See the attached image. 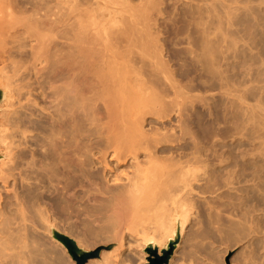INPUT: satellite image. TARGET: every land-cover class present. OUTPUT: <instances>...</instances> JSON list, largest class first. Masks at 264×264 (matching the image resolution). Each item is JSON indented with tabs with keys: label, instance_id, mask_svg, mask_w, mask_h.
Returning <instances> with one entry per match:
<instances>
[{
	"label": "bare ground",
	"instance_id": "bare-ground-1",
	"mask_svg": "<svg viewBox=\"0 0 264 264\" xmlns=\"http://www.w3.org/2000/svg\"><path fill=\"white\" fill-rule=\"evenodd\" d=\"M263 180L264 0H0V264H186Z\"/></svg>",
	"mask_w": 264,
	"mask_h": 264
},
{
	"label": "rangeland",
	"instance_id": "rangeland-1",
	"mask_svg": "<svg viewBox=\"0 0 264 264\" xmlns=\"http://www.w3.org/2000/svg\"><path fill=\"white\" fill-rule=\"evenodd\" d=\"M194 102H195V101H194ZM196 102H197V101H196ZM196 102H195V103H196ZM197 103H198V102H197ZM198 104H201V103L199 102ZM188 105H189V104H188ZM188 105H187V107H186V108H188V109H186V111H184V113H186V112L189 113V110L192 111L191 108L193 109V106H192L191 108H190V106L193 105V104H190L189 106H188ZM201 106H202V105L199 106V105L194 104V108H195L196 110H200V109H201L200 111L206 112L205 110H203V109L201 108ZM199 107H200V108H199ZM220 125H221V124H220ZM221 126H222V125H221ZM217 127H218V126H217ZM263 181H264V180H263ZM196 204H197V203H196ZM196 204H195V205H196ZM198 204H199V203H198ZM198 204H197V205H198ZM251 204H252V203H251ZM253 204H254V203H253ZM253 204H252V205H253ZM254 205H255V207H256V204H254ZM250 206H251V205H250ZM258 206H259V205H257V207H258ZM200 207L202 208V205H200V206H198V207L192 209V216L190 217V222H192L193 220H195L194 222L197 224V223H200V222H201L200 220L204 221L205 218H209V217H210L211 214L209 213V215H207V214H205V213H207V212H205V211H204L205 213H204V212H201V210L203 211L204 209H203V208L200 209ZM255 207H254V208H255ZM261 207H262V206H260L259 208L261 209ZM198 208H199V209H198ZM197 209H198V210H197ZM260 209L258 210V208H257V211L255 210V211L258 212V213H256V212L254 211V214H253V215H254V216H253L254 218L251 219V215H252L251 213H250L251 215H247V216H246L247 219H248V217L250 216V217H249V221H248L247 219L244 218L245 221H246V220L248 221L249 225H251L252 222H254V223H253L254 226L251 225V227H254V228H252L251 231H250V228H251V227H247V226H248V223H247V226H246L247 228H246V227H245V228H246L247 230H248V228H249V230H248V231L245 230V231H246L245 233L250 232V233H248V234H250V235H248V234H244L243 236L245 237V240H244V237H243L242 235H240V236L243 237V238H241V239L244 240V242H243V240L239 239V240L242 242L241 244H240V241H238L237 238H234V237H236V236H238V235H234V236H232L233 239H235V240L237 241V243H236V241H235V244H234V240L232 239L233 242L230 243V246H229V243H228V242H230V241L228 240V242L226 243V241H227V240H226V237H227V236L225 235V236L223 237V234H225V233L222 234V232H223L222 230H221L222 232H220L222 235H220L219 232H217L216 235H213V234L216 232V231H214V229L218 226V225H217L218 222H216V220H215L216 216H214V219H213V220L215 221V223H217L216 225H213V224H215L214 221L212 220L213 223L210 222L211 220H210V218H209V222H210V224H212V225H210L209 222H208V224L210 225V227H213V228L215 227L214 229H213V228L211 229V230L214 231L213 234H212V231L210 230V231H211V233H210L211 236H209V232H210V231H208L209 228H210V227H208V224H207L208 219H206V221H204L205 223H204V222H203V223L201 222V223H200L201 226H200V225H199V226H198V225H195V226H198V227H199L198 231L196 230V227H193V226H194V224H193L192 227H193V229L195 228V230H196L197 233H201V232L203 233L202 229H203L204 227L207 229V230L205 229L206 231H204V235H205V234H206V235H205V237H204V235H203V237H204V239H205L206 236H207V234H208V236H209L210 238L207 237V238H206L207 241H206V239H205V241H203L204 239H203V237L201 236L202 234H201V235L199 234V235L201 236V238L203 239V240H201L203 243L200 241L201 238H200L199 235H198L199 237L197 238V240L199 241V244H201V245L203 244V245H204V247H203L204 249H205L206 246L208 247L209 244H211V245L209 246V249L206 247L207 250H210V248H211V250H212V246H213V248H214V247L217 248V251H218V252L216 251V249H214V250L217 252V255H215V256L212 255L211 258L213 259V262H214V260L217 258L216 256H218V259H216V260H218V261H215V262H217V263H212V260H210L211 258H209V260H208L207 258L209 257V255L211 256V254H213L215 251L212 250L213 253H210V254H209L210 251H209V252H206V250L203 251L204 249H203L199 244H198L199 246L197 245L198 241H197V243H196V240H195V239H194V240H195L194 244L196 243L195 245H193V241H191V242H192V245L194 246V247H193V246L190 244V240H189V239H191V237H189V236L186 237V239L189 238L186 242H188V243L190 244V246H191L192 248H194V249L196 248L195 246H197L198 248L200 247L199 249L202 248V249H201L202 252H201L198 248H196L195 250H196V251L199 250V251H197V252L195 251L196 254H194V253H195L194 250L191 249L190 246L187 245L188 243H185L186 245L184 244L183 248H184V247L187 248V249L189 248V249L191 250V251L189 252V253H191L190 255H192V253H193V255H192L191 257L188 255V256L190 257V258H189V257L187 258V259H189V261H190V262H189V261H186L187 259L185 258V256H187V255L184 253V254H185L184 258H185L186 260L182 257L181 261L184 260V262H186V264H192L194 261H195V263H197L196 261H198V263L201 262V264H202V262H203V264H264V214H263V213H264V212H263L264 209L262 210V212L260 211ZM196 210H197V211H196ZM195 211H196V212H195ZM259 211H260V212H259ZM197 212H199V213H198L199 216L197 215ZM259 213H260V214H259ZM261 213H262V215H261ZM203 214L206 215V216H208V217H204ZM215 214H216V213H215ZM256 214L259 215V216H257ZM195 215H196V217H194ZM200 215H201V216H200ZM202 215H203V216H202ZM212 215H213V214H212ZM260 215H261V216H260ZM197 216H198V217H197ZM217 216H218V215H217ZM193 217H194V218H193ZM199 217H202V218H204V219L199 218ZM221 217H222V216H221ZM211 218H213V217H211ZM217 218H218V217H217ZM219 218H220V217H219ZM222 218H223V217H222ZM256 218H257V219H256ZM192 219H193V220H192ZM198 219H199V222L196 221V220H198ZM220 219H221V218H220ZM254 219H256V220H254ZM191 220H192V221H191ZM217 220H218V219H217ZM251 220H252V221H251ZM194 222H192V223H194ZM202 224H203V225H207V227H206V226H203ZM59 225H60V224H59ZM62 225H63V224H61V226H62ZM190 225H191V223H190ZM219 225H220V224H219ZM198 227H197V228H198ZM200 227H203V228L201 229ZM218 228L223 229V228L220 227V226H219ZM200 229H201V232H200ZM216 229H217V228H216ZM216 229H215V230H216ZM220 229H219V230H220ZM253 229H255V231H252ZM217 231H218V230H217ZM206 232H208V233H206ZM253 232H254V233H253ZM251 233H252V234H251ZM246 235H247V236H246ZM212 236H213V238H212ZM215 236H219V237H215ZM240 236H238V237H240ZM248 236H249V239L251 238L250 240L248 239ZM221 237H222V238H221ZM246 237H247V238H246ZM199 238H200V239H199ZM215 238H216V239H215ZM223 238H224V239H223ZM186 239H185V240H186ZM212 239H214V240H212ZM217 239H220L221 241H220V240L218 241ZM246 239H248L250 242H249L248 240H246ZM254 239H255V240H254ZM192 240H193V239H192ZM209 240H210V241H209ZM224 240H225V241H224ZM214 241H215V242H214ZM222 241H223V243L225 242L223 245H222ZM200 242H201V243H200ZM206 242H207V243H206ZM217 242H218V243H217ZM219 242H221V243H219ZM245 242H246V244H244ZM216 243H217V244H216ZM247 243H248V244H247ZM249 243H251V244H249ZM206 244H207V245H206ZM220 244H221V245H220ZM225 244H226V245H225ZM231 244L234 245V246H232ZM243 244H244V245H243ZM102 245H103V246H102ZM102 245H99L98 247H96V248H94V249H92V250L100 249V252L103 251V250H107V247H108L109 245H107V244H102ZM218 245H219L220 248L217 247ZM224 245H225V246H224ZM227 245H228V246H227ZM242 245H243V246H242ZM245 245H246V249H245V248L242 249L243 247H245ZM247 246H250V247H247ZM225 247H227V248H225ZM232 247H233V248H232ZM240 247H242L241 250H242L243 252H242L241 250H239ZM248 248H249V249H248ZM135 249H136V248H134V250H135ZM187 249H185V250L183 249L184 252H186V251L189 250V249H188V250H187ZM219 249H220V250H219ZM235 249H236V250H235ZM92 250H85V251H92ZM137 250L140 251L142 254H143V253H144V254L146 253L144 248L137 247ZM223 250H225V251H224L225 253L223 252ZM247 250H248V251H247ZM192 251H193V252H192ZM212 251H211V252H212ZM216 252H215L214 254H216ZM221 252H222V254H221ZM186 253H187V252H186ZM199 253H200L201 255H200ZM203 253L205 254V256H203ZM207 253H208L209 255H208ZM236 253H238V254L240 253L238 256H240L241 258H238L237 256H236V257H237V258H236V257H235V255H237ZM187 254H188V253H187ZM219 254H220V255H223V256H220ZM245 254H247V255L244 256ZM194 255H195V256H194ZM197 256H198V257H197ZM206 256H207V257H206ZM219 256H220V257H219ZM232 256H233V257H232ZM205 257H206L207 260L205 259ZM214 257H216V258H214ZM244 257H248V258L246 259V258H244ZM249 257H250V258H249ZM259 257H260V258H259ZM192 258H193V259H192ZM195 258H196V259H195ZM201 258H203V259H201ZM235 258L237 259L238 262H237V261H233V259L236 260ZM243 258H244L245 260H244ZM173 259H174V260H177V259L179 260V257L177 256V254H175V255L173 256ZM194 259H195V260H194ZM197 259H198V260H197ZM199 259H200V260H199ZM219 259H220V261H219ZM239 259H241L240 262H239ZM191 260H192V261H191ZM205 260H206V262H205ZM231 260H232V262H231ZM242 260L245 261V262H243ZM246 260H247V261H246ZM181 261H180V262H181ZM208 261H209V262H208ZM210 261H211V263H210ZM221 261H222V262H221ZM251 261H252V262H251ZM218 262H220V263H218ZM145 263H146V262H145ZM145 263H144V261H142L141 264H145ZM195 263H193V264H195ZM198 263H197V264H198ZM199 264H200V263H199Z\"/></svg>",
	"mask_w": 264,
	"mask_h": 264
},
{
	"label": "water",
	"instance_id": "water-1",
	"mask_svg": "<svg viewBox=\"0 0 264 264\" xmlns=\"http://www.w3.org/2000/svg\"><path fill=\"white\" fill-rule=\"evenodd\" d=\"M55 236L60 242L64 244L68 254L71 256L75 264H86L87 260L99 257L100 249H95L92 251L79 250L70 238L62 234H56ZM109 248L110 246L107 247V250H109ZM173 248V244H169L167 249L161 250L160 254H158L156 247L146 248L145 252L147 253V257L145 264H168V260L173 252Z\"/></svg>",
	"mask_w": 264,
	"mask_h": 264
}]
</instances>
